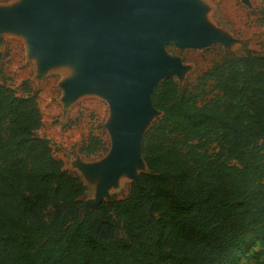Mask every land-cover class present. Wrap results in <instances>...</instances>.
<instances>
[{
  "label": "trees",
  "instance_id": "trees-1",
  "mask_svg": "<svg viewBox=\"0 0 264 264\" xmlns=\"http://www.w3.org/2000/svg\"><path fill=\"white\" fill-rule=\"evenodd\" d=\"M151 102L147 170L83 210L36 95L0 84V264H237L255 244L264 264V54L225 53L192 90L170 75Z\"/></svg>",
  "mask_w": 264,
  "mask_h": 264
},
{
  "label": "water",
  "instance_id": "water-1",
  "mask_svg": "<svg viewBox=\"0 0 264 264\" xmlns=\"http://www.w3.org/2000/svg\"><path fill=\"white\" fill-rule=\"evenodd\" d=\"M54 15L63 22V40L41 61V67L44 64L47 68L61 55L76 52L89 38L87 60L93 71L69 84L63 101L68 105L83 89L104 93L117 114L114 124L117 134L112 140L120 158L119 172L127 164L126 145L131 140L128 129L140 124L143 108L151 115L153 111L160 112L151 102L153 88L174 75L164 74L179 66L161 51L162 44L173 41L179 46H206L224 37L197 33L193 13L179 0H30L23 10L1 20L12 29L27 30L32 35V48L37 49L45 37L44 22ZM161 75L164 76L156 82ZM147 122L135 145L140 168L142 165L146 168L135 171L131 175L134 180L147 170L141 154ZM91 164L84 166V172ZM109 192L98 191L95 206Z\"/></svg>",
  "mask_w": 264,
  "mask_h": 264
},
{
  "label": "rangeland",
  "instance_id": "rangeland-1",
  "mask_svg": "<svg viewBox=\"0 0 264 264\" xmlns=\"http://www.w3.org/2000/svg\"><path fill=\"white\" fill-rule=\"evenodd\" d=\"M17 1L0 0V6ZM205 2L207 17L225 36L206 46H179L173 41H166L161 46V51L177 60L179 65L164 75L174 74L182 88L189 90L197 84L199 76L220 61L225 53L243 55L247 48L256 54H264V0ZM28 53L27 43L16 33L0 41V84L13 88L17 95H27L29 90L36 95L42 124L35 135L49 139L54 156L62 159L72 174L80 176L87 187L82 197L83 210L92 209L95 206L93 201L99 197H96L93 186L85 176L84 166L103 160L109 154L112 138L107 122L113 108L109 100L99 93L79 96L66 105L61 87L63 73L52 65L46 68L43 64V70L44 67H38L36 60ZM164 75L155 81L161 80ZM210 97L211 94H204L203 99ZM160 116V112L153 111L145 129ZM90 143L98 144V154H86ZM145 168L142 165L138 172ZM133 180L134 177L110 189L104 199L125 197ZM259 250L261 247L258 244L253 245L238 257L237 264H255L254 253Z\"/></svg>",
  "mask_w": 264,
  "mask_h": 264
},
{
  "label": "bare ground",
  "instance_id": "bare-ground-1",
  "mask_svg": "<svg viewBox=\"0 0 264 264\" xmlns=\"http://www.w3.org/2000/svg\"><path fill=\"white\" fill-rule=\"evenodd\" d=\"M29 1L30 0H19L10 5L0 6V41L5 36L11 33H16L20 35L24 39V42L27 43L29 55L36 60V62L38 63V67L41 68V61L46 58L50 51L54 50L57 46H59L63 40L64 28L61 18L57 15H54L49 17L44 22L45 37L39 43L37 49L32 48V35L27 30L12 29L7 26L8 24L6 21L1 20V18L5 15L14 14L23 10L28 5ZM179 1L188 5V9L193 13L195 26L194 28L197 33L199 32L200 34H205L209 36H225V34L220 32L207 17V5L205 0ZM92 29H95V27L93 26ZM88 43L89 38L87 37L76 52L63 54L52 64L53 67L57 68L63 73L61 87L64 90V96H66L68 92L67 88L69 87V84L84 78L87 74L93 71L92 67L90 66L87 60ZM44 69L45 67L43 68V70ZM96 93L97 91L94 90L83 89L82 91H79L76 95H74V97L77 98L82 95ZM99 94L103 95L104 93L100 92ZM140 116V124H133L128 129V137L131 140L126 145L127 164L125 165L124 169L119 172L120 158L118 155L115 154V142L113 145V140L115 141L117 134L114 128V124L117 121V114L115 111H112V114L107 122V127L111 138L113 139V147H111L109 154L103 160H100L95 164L89 165L84 172L85 176L93 186V189L96 193H98V191H103L104 193H107L110 189L114 188L115 186L117 187V185L129 180L131 178V175L139 169L140 160L135 145L142 126L145 125V123L151 117V112L143 108L140 112ZM110 177L113 178L112 181L109 180Z\"/></svg>",
  "mask_w": 264,
  "mask_h": 264
}]
</instances>
